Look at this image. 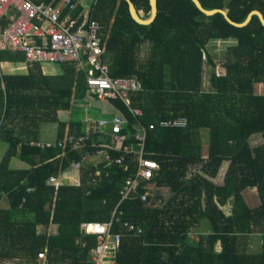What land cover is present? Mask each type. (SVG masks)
I'll return each instance as SVG.
<instances>
[{
	"label": "trees",
	"instance_id": "16d2710c",
	"mask_svg": "<svg viewBox=\"0 0 264 264\" xmlns=\"http://www.w3.org/2000/svg\"><path fill=\"white\" fill-rule=\"evenodd\" d=\"M132 1L150 12V0ZM200 1L208 10L227 9L237 23L254 10L264 15V0ZM158 8L155 21L142 25L127 0H100L95 7L109 74L142 84L124 99L100 100L73 64L29 63L24 53L0 48V140L8 144L0 162V264L15 258L20 259L16 264H95L98 237L83 224L110 221L116 208L111 233L121 240L115 264H264V141L251 144L254 136L264 138V92L255 90L257 83L264 84V24L254 15L246 26H234L221 13L205 15L193 0H158ZM79 12L76 7L71 14L80 17ZM68 13L66 7L63 15ZM88 20L83 15L79 23ZM219 39L232 41L223 75L208 50ZM7 63L16 71H4ZM131 108L142 110V117L137 119ZM90 110L109 120L124 118L125 140L115 143L107 133L89 132ZM179 118L188 125L161 124ZM138 122L155 124L144 155L160 169L135 198L122 200L123 183L137 171ZM44 123L58 127L51 146L42 136ZM66 140L65 146H54ZM99 150L122 158V164L83 163L78 185L48 184ZM13 159L26 166L13 167ZM225 161H230L228 172L217 184L210 177ZM146 185L152 193L169 188L172 195L164 201L156 192L143 201ZM246 189L258 192V206L246 202ZM205 221L209 230L193 238V229ZM255 235L262 240L260 249L250 251Z\"/></svg>",
	"mask_w": 264,
	"mask_h": 264
},
{
	"label": "built area",
	"instance_id": "2783aa9c",
	"mask_svg": "<svg viewBox=\"0 0 264 264\" xmlns=\"http://www.w3.org/2000/svg\"><path fill=\"white\" fill-rule=\"evenodd\" d=\"M62 5L68 7L70 13L63 15V7L37 3L35 0H0V48L22 52L29 63H70L85 75L86 83L102 101L109 98H125L129 91L142 89L141 82L132 77H112L109 74V65L103 60L104 47L100 36L101 25L95 19L88 20L85 25L79 23L78 17L71 14L76 9L73 0H63ZM64 8V9H65ZM82 28L80 29L79 27ZM83 27L86 29L83 30ZM129 106V100H127ZM131 112L138 119L143 112L137 108H131ZM88 131L95 133H107L113 142H123L125 135L122 133L127 121L121 116H114L112 119L100 117L93 118L86 116ZM163 126L185 127L188 122L184 118L161 121ZM135 138L140 152L137 158V171L130 174L120 190L122 200L135 198L138 190L144 181L150 180L160 169L157 161L146 158L144 151L149 129H154L155 124L149 127L138 122ZM70 144L76 145L74 136H69ZM68 140L59 141L54 146H65ZM47 146L53 144L47 143ZM122 164V158L113 159L110 152L99 150L96 155L85 154L82 161L72 163L71 169L80 172L83 163L89 164L92 161ZM129 169V165L125 166ZM59 177H52L48 184L57 188ZM80 183V182H79ZM147 191L142 193L141 199L148 201L154 194L150 186L146 185ZM154 196V195H153ZM117 208L110 221L85 223L88 232L98 236V245L94 249L93 261L101 264L107 255H115L119 246L121 236L112 234V223L116 216ZM130 230L141 233L142 229L130 225ZM39 258L46 260V254L40 253Z\"/></svg>",
	"mask_w": 264,
	"mask_h": 264
},
{
	"label": "rangeland",
	"instance_id": "374dc122",
	"mask_svg": "<svg viewBox=\"0 0 264 264\" xmlns=\"http://www.w3.org/2000/svg\"><path fill=\"white\" fill-rule=\"evenodd\" d=\"M229 43L228 42L210 43L208 45V50L211 53V55L213 56L215 63H216L217 74L223 75L226 72V70H225V61H226L225 57H226V49H227ZM22 65H25V64H22ZM5 66H7V67L3 69L4 71L9 70V68L13 69V67H15V66H13V64H10V63L5 64ZM206 68H209V67H206ZM13 70H15V69H13ZM13 70H12V72H13ZM21 72H23V71H21ZM50 73L56 74L57 72H56V70H52V71H50ZM204 76H205L204 88H207L209 75L207 73H205ZM255 90L257 91V93L264 92V84L257 83L255 85ZM88 114L92 115L93 118H96L95 116H97V117L99 116V114L93 112L92 110H90L88 112ZM84 115H86V108H83L82 112H81V116L83 117ZM99 118L100 117H98L96 119H99ZM57 131H58V127H57L56 123H44L42 125V134H43L42 136H43V139L45 141H54L56 139ZM263 141H264V138L262 136H254L251 139V144L253 146H256V145L262 143ZM47 143H51V142H47ZM206 148L207 147L205 146V148H204L205 153H207V151L205 150ZM7 149H8V144L6 142L0 140V162H1L4 154L6 153ZM205 157H207V155H205ZM92 162H95L96 164L99 163L98 161H95V160ZM229 165H230V161H225L222 164V166L220 167L217 176L214 178L210 177L211 180L217 184L224 182L226 174H227L228 169H229ZM12 166L15 168H18V167H25L26 164L24 162L20 161L19 159H13ZM79 182H80V174L78 171H76L74 169H71V170L64 172L63 175L61 176V178L59 179L60 184L78 185ZM156 188H154V190L156 192H161L163 194L164 201H166L172 195V192L170 191L169 188H162V189H156ZM156 192H154V193L156 194ZM242 195L244 196L246 202L251 207H256L260 204L259 194L256 190L246 189L245 191H243ZM159 203H160V201H159ZM225 211L228 212V206L225 207ZM56 230H57L56 226H52V228H51L52 233L56 232ZM208 230H209V225L205 221L203 223V225L193 229L191 236L193 238L198 239V234L203 233V232H207ZM261 241L262 240L259 236H257V235L252 236L251 240H250V251H258L260 249ZM216 249L218 251L221 250L220 243L217 244ZM110 260H112V261H110ZM110 260L107 263L104 262V264H115V262L113 261V257L110 258ZM7 261L9 264H16V263L20 262V259L19 258H15L12 260L8 259Z\"/></svg>",
	"mask_w": 264,
	"mask_h": 264
},
{
	"label": "water",
	"instance_id": "95a60500",
	"mask_svg": "<svg viewBox=\"0 0 264 264\" xmlns=\"http://www.w3.org/2000/svg\"><path fill=\"white\" fill-rule=\"evenodd\" d=\"M129 2V7H130V13L132 15V17L139 23L142 25H151L155 19L158 16V12H159V8H158V0H150V4H151V13L149 18H142L141 15L139 14L137 7L135 6L134 2L132 0H127ZM193 2L196 4V6L205 14L208 16H212L216 13H221L224 15V17L226 18V20L231 23L234 26H238V27H243L246 26L247 24H249L253 18L254 15H258L261 22L264 24V15L262 14V12L255 10L252 11L249 16L247 17V19L243 22V23H237L234 20L231 19V17L229 16L228 12L226 10L223 9H206L202 2L200 0H193Z\"/></svg>",
	"mask_w": 264,
	"mask_h": 264
},
{
	"label": "crops",
	"instance_id": "0c3cea01",
	"mask_svg": "<svg viewBox=\"0 0 264 264\" xmlns=\"http://www.w3.org/2000/svg\"><path fill=\"white\" fill-rule=\"evenodd\" d=\"M63 1V0H62ZM100 2V0H75V3H76V6H77V9H79V15H80V17L78 16V19H79V21H80V19H81V17L84 15V17H88V18H92V19H95L94 18V10H95V7L97 6V4ZM128 2V1H127ZM42 3V2H41ZM43 3H45V2H43ZM128 4H129V2H128ZM57 6H61V7H63V11L66 9L65 8V6L64 5H62V2H60L59 4H57ZM136 6V5H135ZM65 8V9H64ZM129 9H130V7H129ZM138 10V9H137ZM223 10H226L227 12H228V10L227 9H223ZM255 11V10H254ZM259 11V10H258ZM138 12H139V14L141 15V17L142 18H149V16H150V13H151V10H150V12L147 14L143 9H140V10H138ZM95 20H97V19H95ZM83 21H85V20H83ZM99 23H100V21L99 20H97ZM83 25H85V24H83ZM100 25H101V23H100ZM86 27V26H85ZM85 27H83V30H85L86 28ZM80 29L82 28V26L81 27H79ZM102 25H101V30H100V36H101V38H102V35H101V33H102ZM224 43V42H232L231 40H224V39H219V40H214V41H212V43ZM229 43V44H230ZM259 84H262V83H259ZM48 142H52V141H48ZM110 260V259H109ZM108 260V261H109ZM108 261H106L105 263H107ZM110 261H112V260H110ZM114 261V260H113Z\"/></svg>",
	"mask_w": 264,
	"mask_h": 264
},
{
	"label": "clouds",
	"instance_id": "9594fccd",
	"mask_svg": "<svg viewBox=\"0 0 264 264\" xmlns=\"http://www.w3.org/2000/svg\"><path fill=\"white\" fill-rule=\"evenodd\" d=\"M68 171V170H67ZM66 172V171H65ZM63 175V174H62ZM61 175V176H62ZM61 176L59 177V178H61ZM96 235V234H95ZM97 236V235H96ZM98 237V236H97ZM99 242V241H98ZM96 249V248H95ZM94 251V250H93ZM92 251V252H93ZM113 256H115V255H107V257L104 259V261L101 263V264H104V262H106V261H108L110 258H112ZM95 262V261H94ZM96 264V263H95Z\"/></svg>",
	"mask_w": 264,
	"mask_h": 264
}]
</instances>
